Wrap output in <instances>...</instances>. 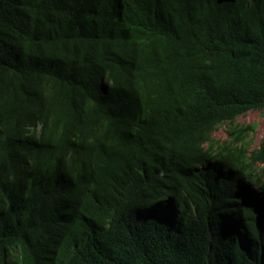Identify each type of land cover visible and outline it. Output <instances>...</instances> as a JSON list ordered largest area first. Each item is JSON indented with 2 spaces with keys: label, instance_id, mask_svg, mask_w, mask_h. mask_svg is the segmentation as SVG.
<instances>
[{
  "label": "trees",
  "instance_id": "obj_1",
  "mask_svg": "<svg viewBox=\"0 0 264 264\" xmlns=\"http://www.w3.org/2000/svg\"><path fill=\"white\" fill-rule=\"evenodd\" d=\"M264 0H0V264H264Z\"/></svg>",
  "mask_w": 264,
  "mask_h": 264
},
{
  "label": "rangeland",
  "instance_id": "obj_2",
  "mask_svg": "<svg viewBox=\"0 0 264 264\" xmlns=\"http://www.w3.org/2000/svg\"><path fill=\"white\" fill-rule=\"evenodd\" d=\"M256 123V131L249 137L252 141V147L260 144L264 130V110H251L244 115H240L234 122L220 125L214 132L213 137L216 139H224L227 137V129L233 125Z\"/></svg>",
  "mask_w": 264,
  "mask_h": 264
}]
</instances>
